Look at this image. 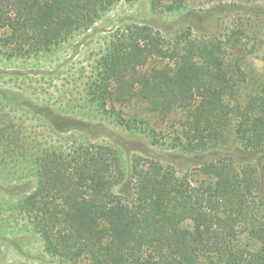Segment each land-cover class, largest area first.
Returning <instances> with one entry per match:
<instances>
[{"label":"trees","instance_id":"16d2710c","mask_svg":"<svg viewBox=\"0 0 264 264\" xmlns=\"http://www.w3.org/2000/svg\"><path fill=\"white\" fill-rule=\"evenodd\" d=\"M122 1L0 0V58L49 54ZM193 1L213 0H169L165 8L175 13ZM246 38L235 28L223 39L190 31L167 39L128 24L96 59L78 107L0 88V181L36 180L8 210L42 240L47 261L38 264H264V81L244 69ZM20 112L51 135L42 138ZM110 126L145 136L148 146ZM159 148L185 152L203 181L178 174ZM117 187H133L134 198L123 200Z\"/></svg>","mask_w":264,"mask_h":264},{"label":"rangeland","instance_id":"374dc122","mask_svg":"<svg viewBox=\"0 0 264 264\" xmlns=\"http://www.w3.org/2000/svg\"><path fill=\"white\" fill-rule=\"evenodd\" d=\"M161 1L164 6L154 9L151 0L133 3L124 0L99 20L91 31L76 36L49 54L11 63L0 58V69L7 71V74L15 73L19 76L15 80L0 77V88L37 103L48 102L64 110L76 108L96 59L105 50L112 34L119 27L128 24L151 26L167 39L185 31H190L197 39H223L232 29L242 28L247 34L245 50L239 53L244 69L252 79L264 81V0L193 1L187 8L175 13H170L165 8L169 0ZM225 5H234L236 9L228 14H212L217 6ZM19 114L30 119L29 124L36 128L42 138L45 134L51 135V131L32 115L25 112ZM78 118L84 117L79 115ZM109 129L124 141L136 143V147L148 146L149 141L145 136L132 135L113 126ZM97 142L109 143L110 140L102 138ZM229 145L232 148L238 145L233 136ZM163 151V148L158 150L160 153L173 155L171 159L175 163L167 164L175 167L178 174L187 175L195 184L203 181L201 165L191 162L185 152L167 154ZM35 187V179L22 182L0 181V264H38L39 260L47 261L39 236L15 216L10 217L8 210L10 205L23 197L20 194L31 193ZM115 194L127 202L134 198L133 187L129 192L117 187Z\"/></svg>","mask_w":264,"mask_h":264}]
</instances>
